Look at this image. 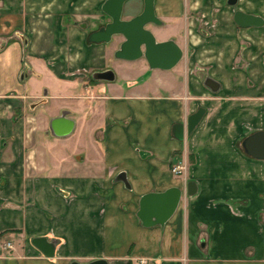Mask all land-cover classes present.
Returning a JSON list of instances; mask_svg holds the SVG:
<instances>
[{
    "label": "crops",
    "instance_id": "obj_1",
    "mask_svg": "<svg viewBox=\"0 0 264 264\" xmlns=\"http://www.w3.org/2000/svg\"><path fill=\"white\" fill-rule=\"evenodd\" d=\"M105 1L0 0V264H264V160L243 146L264 131V26L234 20L260 7L156 0L162 25L148 29L184 51L162 70L117 59L122 37L89 40L111 21ZM133 4L125 19L143 11ZM112 69L131 72L126 90L94 78ZM190 181L164 227L141 224L143 195Z\"/></svg>",
    "mask_w": 264,
    "mask_h": 264
},
{
    "label": "water",
    "instance_id": "obj_2",
    "mask_svg": "<svg viewBox=\"0 0 264 264\" xmlns=\"http://www.w3.org/2000/svg\"><path fill=\"white\" fill-rule=\"evenodd\" d=\"M133 1L106 0L102 10L111 21L92 33L89 40L93 43H111L114 39L122 37L124 41L115 54L117 59L132 61L145 58L152 69H173L182 61L184 51L174 40L158 41L154 33L148 29L150 24L162 25V21L156 14V0H144L143 11L138 15H133L130 19H125L124 15L128 5L129 12L133 13L136 9ZM237 3L238 0H229V4L232 6H236ZM234 20L242 28L264 26L262 16L242 10L235 12ZM94 78L112 82L115 81L116 75L113 70H107L95 73ZM205 85L213 92L220 89V84L210 77L206 78ZM205 112V109L201 108L189 117L188 134L196 129ZM173 133L178 140L183 141L185 125L176 124ZM243 146L249 155L264 160V131H258L248 136L244 140ZM117 180L124 182L129 189L131 188L126 173H121ZM196 192V182L190 181L186 190L174 186L163 192L147 193L140 198L137 216L145 228L164 227L179 209L184 194L193 196ZM33 244L48 257L55 255V243H49L47 238H35ZM71 264H109V262L106 259H96L87 263L72 261Z\"/></svg>",
    "mask_w": 264,
    "mask_h": 264
},
{
    "label": "rangeland",
    "instance_id": "obj_3",
    "mask_svg": "<svg viewBox=\"0 0 264 264\" xmlns=\"http://www.w3.org/2000/svg\"><path fill=\"white\" fill-rule=\"evenodd\" d=\"M255 2V6H253ZM259 3V4H256ZM262 2V3H261ZM264 0H243L242 2V7L245 8V7H248L249 9H258V6L260 7V13H262L264 15ZM116 75V79L115 81L111 82L113 83V85H116V86H120V87H123V89L121 90H126V82L128 79L132 78V74L131 72H129L127 74V72H122V71H118V70H114L112 69ZM178 79H180V77H178ZM161 92H163V89L161 90ZM82 156V155H81ZM172 172H173V168H172ZM185 186V185H184Z\"/></svg>",
    "mask_w": 264,
    "mask_h": 264
},
{
    "label": "built area",
    "instance_id": "obj_4",
    "mask_svg": "<svg viewBox=\"0 0 264 264\" xmlns=\"http://www.w3.org/2000/svg\"><path fill=\"white\" fill-rule=\"evenodd\" d=\"M185 171H186V166H185V165H182V164H179V165H177V166H175V167L173 168V173H174V174H177V175H181V174H183ZM9 246H11V245H9Z\"/></svg>",
    "mask_w": 264,
    "mask_h": 264
},
{
    "label": "flooded vegetation",
    "instance_id": "obj_5",
    "mask_svg": "<svg viewBox=\"0 0 264 264\" xmlns=\"http://www.w3.org/2000/svg\"><path fill=\"white\" fill-rule=\"evenodd\" d=\"M239 2H240V0H238V3H239ZM238 3H237V5H238ZM237 5H236V6H237Z\"/></svg>",
    "mask_w": 264,
    "mask_h": 264
}]
</instances>
